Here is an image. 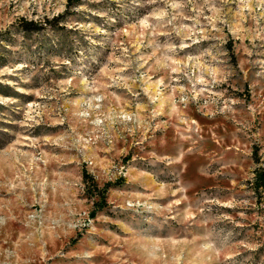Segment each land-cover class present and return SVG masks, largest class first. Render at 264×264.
<instances>
[{
    "label": "rangeland",
    "instance_id": "obj_1",
    "mask_svg": "<svg viewBox=\"0 0 264 264\" xmlns=\"http://www.w3.org/2000/svg\"><path fill=\"white\" fill-rule=\"evenodd\" d=\"M260 169L264 0H0V264H264Z\"/></svg>",
    "mask_w": 264,
    "mask_h": 264
},
{
    "label": "trees",
    "instance_id": "obj_2",
    "mask_svg": "<svg viewBox=\"0 0 264 264\" xmlns=\"http://www.w3.org/2000/svg\"><path fill=\"white\" fill-rule=\"evenodd\" d=\"M60 15L54 16L51 19H46L45 21L48 20V23H51L52 21H56L59 19ZM21 25L24 30H37L42 27L41 24L35 23L31 20H23ZM82 177L84 181L86 179H89L90 187L97 193L99 197L98 200L95 202V206L89 212V215L93 216L95 212L105 204L104 194H105L106 188L110 185V183L106 182L104 185L100 187L97 186V184L93 181L91 175L88 172H86V170L84 169H82ZM253 183H254L255 188L260 187L264 190V170L263 169L255 171Z\"/></svg>",
    "mask_w": 264,
    "mask_h": 264
}]
</instances>
